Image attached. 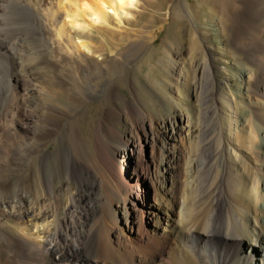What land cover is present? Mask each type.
<instances>
[{
	"label": "bare ground",
	"instance_id": "1",
	"mask_svg": "<svg viewBox=\"0 0 264 264\" xmlns=\"http://www.w3.org/2000/svg\"><path fill=\"white\" fill-rule=\"evenodd\" d=\"M134 2L20 0V5L48 13L43 19L46 22L44 27H38L40 29L35 34L49 43L51 50L63 49L69 56L81 58L93 54L95 45L78 31L107 24L111 12L117 18L126 17V9ZM234 2L239 8L232 42L243 55L246 67H252L248 81L253 82L254 92L264 98V0ZM207 4V0L198 1L200 17L225 28L226 20L219 15L221 5L215 2L207 10ZM203 21L201 19L200 23L203 24ZM73 32H76L74 39ZM197 35L204 54L198 40L190 35L189 62H197L198 59L202 63L207 61L214 76L218 77L217 58L213 56L215 49L208 43L213 41V35L201 30L197 31ZM21 40L20 37L18 43ZM183 41L182 32L176 38L174 36L175 45ZM16 55L0 30V59L7 61L9 57L17 62ZM63 64L41 65L44 67L42 72L58 71ZM180 72L181 69L175 68L173 77ZM43 73L33 77L39 83L38 90L28 91L38 92L47 103V97H56L58 88L57 85V89L54 88ZM21 75L14 73L8 84L6 80V89L0 92V171L12 165V160L26 163L20 176L0 181V264H255L259 261L264 264V259H257L261 249L264 250V209H261L264 205V153H257V150L255 153L253 143L247 146L243 127L241 134L246 139L242 137L243 141L239 142L247 151L243 149L241 156L229 152L233 146L231 141L222 142L221 139L214 146L219 154L191 159L181 155L177 145L181 135L187 136L190 132L188 116L178 113L164 123L160 163L164 176L161 183H170V187L165 188V198L147 204L142 194L143 185L150 183L154 187L158 180L145 159L144 150L150 141L144 128L141 134L130 121L126 124L128 130L121 135L116 124L113 127L103 121L97 127L93 153L89 151L78 124L69 128L71 138L62 143L54 154H44L35 146L26 148L16 140L18 118L24 122L21 126L26 129L25 142L35 138L40 141L54 135L53 131L47 130L37 134V126L33 123L59 130L65 120L53 108L46 112L19 109L17 90L23 80ZM163 83H166L165 80ZM126 108L132 112L139 110V105L128 103ZM251 111L255 120L264 127V110L252 108ZM114 117L116 123L125 120L119 113ZM202 145L199 143V147ZM53 155L57 159L56 166L53 174L47 176L46 165ZM121 155L124 159L136 158V167L130 178L125 175L127 163L120 160ZM207 161H212V165L203 171ZM183 165L188 166L186 172ZM202 172L213 176L211 188L200 184ZM253 182L256 183L255 189ZM203 195H208L209 203L200 202ZM225 205L227 218L223 220ZM143 207L147 210L144 213ZM7 222L17 233L7 232ZM147 223L152 225L151 230L147 228ZM125 227L128 233L134 235L125 233ZM243 243L248 244L250 249L245 248Z\"/></svg>",
	"mask_w": 264,
	"mask_h": 264
},
{
	"label": "rangeland",
	"instance_id": "2",
	"mask_svg": "<svg viewBox=\"0 0 264 264\" xmlns=\"http://www.w3.org/2000/svg\"><path fill=\"white\" fill-rule=\"evenodd\" d=\"M198 1L135 0L134 5L126 9L128 13L126 17L123 16L120 19L111 12L107 24L88 28L84 32L78 31L80 35L85 36L95 45L93 54L78 58L69 56L63 49L51 50L49 43L35 34L44 27L46 22H43V19L48 14L47 12L33 7L26 8L20 5V0H0V8H2L0 9V30L10 45V50L18 55H16L17 62L9 57L7 61L0 59V74L5 73L3 76L0 75V92L6 89V80L8 84L9 78L14 73H19V75L23 73L21 75L23 80L17 90L19 109L22 111L41 109L46 112L49 108H53L65 120L63 127L59 130L47 125L41 126L38 122L33 123L37 126V134H40L42 130H47L53 131L54 135L40 141L35 138L33 141L25 142L23 140L26 138V129L21 126L24 122L22 118H18L15 129L17 142H22L26 148L35 146L44 154H54L62 143H67L71 138L69 128L78 124L87 141L89 151L93 153L97 127L103 121L113 127L116 124L121 135L128 130L126 124L132 121L139 133H143V127L148 134L150 144L144 150L145 159L158 180L154 187L150 183L143 185L142 194L145 195L147 204L154 203L158 198H165V188L170 187V183H161L164 176L160 165L163 143L161 133L162 125L178 113L188 116L189 124L191 123L189 134L187 136L182 134L180 142H176L181 155L191 157V159L199 156L214 157L220 153L214 148L215 144L222 140V142L229 140L233 143L229 152H234L232 154L235 156L239 154L241 156L247 148H242L239 141H243L245 137L248 139L247 141L246 138L244 139L247 146L251 143L255 144V153L257 151V153H264V127L255 120L251 111L252 108L264 110V98L254 92L253 82L248 81L252 67H246L243 55L238 52L232 42L239 5L234 2L235 0H207V10H210L215 2L222 7L219 15L227 21H225L227 25L225 28H220L216 23L200 17ZM201 19L204 20L203 24L200 23ZM198 30L213 35V41L208 42L211 44L208 45L215 49L213 56L217 58L215 66L218 77L214 76L207 61L202 63L198 59L197 62H189L190 35L198 40L200 50L203 52L197 35ZM179 31L183 33L184 41L180 45H175L174 36L176 38ZM75 33H72L73 39ZM250 33L255 34L254 31ZM20 37L23 40L18 43ZM53 63L64 64L58 71L42 72L44 67L41 65ZM175 68L181 69V72L174 78ZM42 73L53 83V87L56 88L57 85L59 90L56 91V97H47L50 99H47V103L46 101L44 103L38 92L28 91L39 87V83L33 77ZM164 80L166 83H163ZM146 89L147 92H145ZM8 90L9 85H7ZM135 102L139 105V110L127 111V104ZM124 112L127 114L124 115ZM117 113L123 116L125 119L123 122L116 123L114 114ZM242 127L246 132L245 137L241 134L243 133ZM256 142L259 144L257 145ZM199 143L204 145L199 147ZM122 156L120 160L127 163L125 175L130 178L136 167V158L131 156L124 159ZM56 160L53 155L47 162V176L53 174ZM211 165L212 161H207L202 170L206 171ZM25 166L26 163L23 160H12V165L0 171V181L20 176ZM256 167L258 168V165ZM187 169L188 166L183 165V171L186 172ZM200 177V184L211 188L213 176L202 172ZM186 180L185 178L184 182ZM253 183L252 186L255 189L256 183ZM208 198V195H203L200 202L209 203ZM261 209H264V205H261ZM226 210L225 205L222 211L223 220L227 218ZM142 211L144 213L147 210L143 207ZM147 228L151 230L152 225L147 223ZM5 229L9 233H17V230L8 222ZM125 233L134 235V233H128L127 227H125ZM243 246L250 249L246 243H243ZM257 259H264L263 249ZM255 264H261V262Z\"/></svg>",
	"mask_w": 264,
	"mask_h": 264
}]
</instances>
